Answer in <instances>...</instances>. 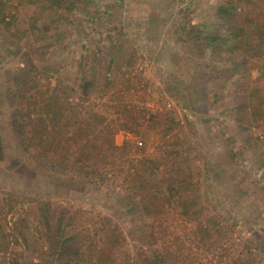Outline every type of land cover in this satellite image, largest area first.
<instances>
[{"label":"rangeland","instance_id":"1","mask_svg":"<svg viewBox=\"0 0 264 264\" xmlns=\"http://www.w3.org/2000/svg\"><path fill=\"white\" fill-rule=\"evenodd\" d=\"M1 6L0 264H264V0Z\"/></svg>","mask_w":264,"mask_h":264},{"label":"trees","instance_id":"2","mask_svg":"<svg viewBox=\"0 0 264 264\" xmlns=\"http://www.w3.org/2000/svg\"><path fill=\"white\" fill-rule=\"evenodd\" d=\"M180 192V190H178V193ZM169 192H167V195H169L168 194ZM175 194H176V192H175ZM175 194H173V195H175ZM173 195H171V196H173ZM179 251V250H178ZM185 251H183V249L181 248L180 249V252H179V254H178V260H179V264H185V262L186 261H188L187 259H189V257H187V256H185ZM190 264V263H189Z\"/></svg>","mask_w":264,"mask_h":264},{"label":"crops","instance_id":"3","mask_svg":"<svg viewBox=\"0 0 264 264\" xmlns=\"http://www.w3.org/2000/svg\"><path fill=\"white\" fill-rule=\"evenodd\" d=\"M1 1V0H0ZM20 1H22L23 2V0H13V3H17V2H20ZM0 12H6L5 11V9H4V7H0ZM69 43V42H68Z\"/></svg>","mask_w":264,"mask_h":264},{"label":"built area","instance_id":"4","mask_svg":"<svg viewBox=\"0 0 264 264\" xmlns=\"http://www.w3.org/2000/svg\"><path fill=\"white\" fill-rule=\"evenodd\" d=\"M139 143H140V144H142V142H141V141H140Z\"/></svg>","mask_w":264,"mask_h":264}]
</instances>
